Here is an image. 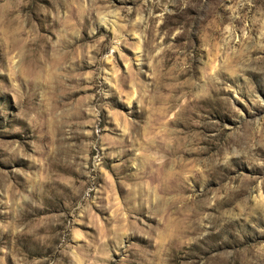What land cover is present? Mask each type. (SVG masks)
<instances>
[{"label": "rangeland", "instance_id": "rangeland-1", "mask_svg": "<svg viewBox=\"0 0 264 264\" xmlns=\"http://www.w3.org/2000/svg\"><path fill=\"white\" fill-rule=\"evenodd\" d=\"M0 264H264V0H0Z\"/></svg>", "mask_w": 264, "mask_h": 264}, {"label": "bare ground", "instance_id": "bare-ground-1", "mask_svg": "<svg viewBox=\"0 0 264 264\" xmlns=\"http://www.w3.org/2000/svg\"><path fill=\"white\" fill-rule=\"evenodd\" d=\"M138 38V43H139V49L141 50V36L137 37ZM138 57H140V54H138Z\"/></svg>", "mask_w": 264, "mask_h": 264}]
</instances>
